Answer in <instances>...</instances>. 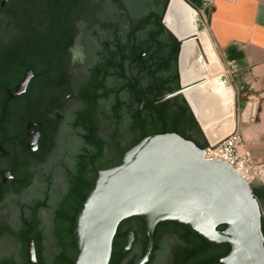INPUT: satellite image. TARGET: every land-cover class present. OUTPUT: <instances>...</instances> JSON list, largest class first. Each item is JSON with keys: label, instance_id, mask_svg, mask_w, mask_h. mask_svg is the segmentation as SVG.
Wrapping results in <instances>:
<instances>
[{"label": "flooded vegetation", "instance_id": "obj_1", "mask_svg": "<svg viewBox=\"0 0 264 264\" xmlns=\"http://www.w3.org/2000/svg\"><path fill=\"white\" fill-rule=\"evenodd\" d=\"M166 2L0 0V264L51 263L57 225L70 223L57 211H71L88 178L115 166L102 167L114 160V147L134 138L120 125V91L135 86L144 99L157 72L165 87L174 84L171 60L158 68L151 60L144 21L162 15ZM115 233L114 264L142 257V218L122 220ZM209 255L183 226L162 221L144 264L222 257Z\"/></svg>", "mask_w": 264, "mask_h": 264}, {"label": "water", "instance_id": "obj_2", "mask_svg": "<svg viewBox=\"0 0 264 264\" xmlns=\"http://www.w3.org/2000/svg\"><path fill=\"white\" fill-rule=\"evenodd\" d=\"M180 1L191 10L198 37L206 35L197 30L196 9L186 0ZM170 4L171 0H167L160 22L175 39L178 88L157 100L181 95L202 137L208 145H212L234 130V93L232 114L223 118L226 125L220 124L219 116L214 112L204 116L202 103L205 97L201 98L200 92L191 90L206 82L207 73L188 84L181 81V46L197 36L181 37L174 31L177 21L169 22L172 16L169 13ZM218 63L220 67L212 74L222 69L219 60ZM134 88L139 96L134 116L140 139L123 152L117 165L95 171L74 219L77 253L72 264H108L117 226L131 216L143 219L147 237L144 254L133 264L147 261L153 230L162 221L177 223L209 244H227V252L216 259L217 264H264L261 209L252 193V184L227 162L203 159V149L177 133L144 135L139 119L144 104L143 94ZM206 119L209 124L217 122L213 124L216 126L214 133L210 131ZM220 225L224 228L217 229ZM126 238L128 247L133 239L132 232Z\"/></svg>", "mask_w": 264, "mask_h": 264}, {"label": "trees", "instance_id": "obj_3", "mask_svg": "<svg viewBox=\"0 0 264 264\" xmlns=\"http://www.w3.org/2000/svg\"><path fill=\"white\" fill-rule=\"evenodd\" d=\"M186 1L189 2L194 8L202 9L205 15H207V21L209 23L211 9L204 5L203 0ZM163 9L164 7L161 9V11H163ZM160 20V13L152 17L150 16V18L144 20L147 26L150 25L151 27V44L149 48V53L153 64H155L157 68L159 67V65L165 63L167 60L170 59L171 66L168 68V72H173V68L176 69L177 56L175 52V39L163 27ZM163 33L166 34V40L161 37ZM169 75L171 77L174 74L168 73V76ZM163 80L164 75L159 74V72H157L156 79H154L153 77L150 78L151 83L153 82L155 83V85L153 87H149V89L146 91L143 88L144 104L139 112V119L143 127L144 135H149L153 133L159 134L166 132H174L185 139L191 140L197 147L205 149L208 144L202 137L199 127L183 97L178 94L161 101L157 100L163 95L171 93L178 88V79H174V84L166 87L164 86V84H162ZM134 92V90H131L130 93H123V91L121 90L118 98L120 125L125 126L128 129V132L132 136H134V138L130 142H120L119 145H116L114 147V160H112L108 164H105L102 167L116 165L123 152L130 148L140 139L139 127L136 123L134 116L135 107L138 103V95H134ZM132 96L135 97L132 98ZM243 99V91H240L237 101L240 102ZM94 159L97 160V157L95 156ZM90 182L91 180L88 178L85 188L81 191L80 195L73 199L75 200L76 205L72 208L71 211H68L64 208L57 211V218H59V215H67V217L70 216V223L66 227H60L59 225H57L56 231L58 235H60V239L57 242L56 254L52 258L50 264H72V261L77 253V248L73 235L74 215L76 213V210L78 209L79 204L86 196ZM251 190L254 197L257 199L261 209V230L264 237V217L262 215V210H264V184L259 187L256 185H251ZM223 228V225L217 227V229ZM115 235L112 240V250L108 264H114ZM193 235L199 239V248L202 253H207V255L215 253V255L217 256H224L226 254L227 244H209L204 241L201 237L195 234ZM209 257L212 256L209 255ZM206 262L207 264H214L211 258L207 259ZM39 264H46V261L40 259Z\"/></svg>", "mask_w": 264, "mask_h": 264}, {"label": "crops", "instance_id": "obj_4", "mask_svg": "<svg viewBox=\"0 0 264 264\" xmlns=\"http://www.w3.org/2000/svg\"><path fill=\"white\" fill-rule=\"evenodd\" d=\"M210 1L212 42L244 77L235 122L253 159L264 165V0ZM251 184L262 186L264 175Z\"/></svg>", "mask_w": 264, "mask_h": 264}, {"label": "bare ground", "instance_id": "obj_5", "mask_svg": "<svg viewBox=\"0 0 264 264\" xmlns=\"http://www.w3.org/2000/svg\"><path fill=\"white\" fill-rule=\"evenodd\" d=\"M169 13L172 15L169 22L173 20L177 21L176 27L172 24L174 26L172 27L177 34L181 37L190 38L197 36V38H192L181 46L182 83L188 84L198 79L201 75L207 73L206 82L204 84L197 85L191 91L194 90L200 92L201 98L205 97V100L202 103L204 107L202 104L199 105L200 107H203L202 112L205 117L209 115V112H214V114L219 116L217 119L220 121V124L226 125L223 118L230 117L232 114L231 107L233 91L231 87L226 86L218 77L223 69L212 74V72L219 66V63L209 39L206 35L198 37V33L193 25L191 10L180 0H171ZM196 52L198 53L197 56ZM210 75H212V77H209ZM203 121L205 120L203 119ZM206 121L207 124L210 123L209 120L206 119ZM226 122H228V120ZM216 123L209 124L210 131L212 133H214V127H216L214 125Z\"/></svg>", "mask_w": 264, "mask_h": 264}, {"label": "built area", "instance_id": "obj_6", "mask_svg": "<svg viewBox=\"0 0 264 264\" xmlns=\"http://www.w3.org/2000/svg\"><path fill=\"white\" fill-rule=\"evenodd\" d=\"M203 11V10H201ZM203 149V159H213L227 162L246 181L252 183L256 178L264 175V165L257 163L247 149L238 124L227 136L208 145Z\"/></svg>", "mask_w": 264, "mask_h": 264}, {"label": "rangeland", "instance_id": "obj_7", "mask_svg": "<svg viewBox=\"0 0 264 264\" xmlns=\"http://www.w3.org/2000/svg\"><path fill=\"white\" fill-rule=\"evenodd\" d=\"M204 1V5L207 7H211L212 2L210 0H203ZM197 11V16L195 19V23L197 26V30L198 32H205V34L207 35L217 57L218 60L222 66L223 71L221 72V74L219 75L220 79L224 82V84L226 86H229L232 88L233 93H234V101H235V110H236V106L238 103V95L240 91H243V88L241 87L243 85V74L241 73V70L237 67V64L232 62V61H228L226 59V57L224 56V54L222 52H220L213 44L212 39L210 37L209 34V30H208V21H207V15H205V13L203 11H201L202 9H197L195 8ZM206 62L208 63V61L206 60Z\"/></svg>", "mask_w": 264, "mask_h": 264}]
</instances>
